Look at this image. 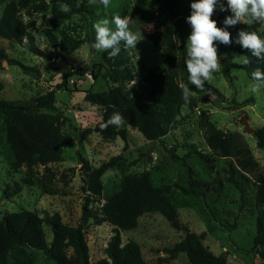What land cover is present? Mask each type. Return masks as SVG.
Masks as SVG:
<instances>
[{
    "label": "rangeland",
    "instance_id": "rangeland-1",
    "mask_svg": "<svg viewBox=\"0 0 264 264\" xmlns=\"http://www.w3.org/2000/svg\"><path fill=\"white\" fill-rule=\"evenodd\" d=\"M8 1L0 0V14ZM60 5L57 4L58 10ZM136 5L143 6L145 22L135 16L133 8ZM91 9L89 22L80 14L73 13L56 23L52 22L50 2L31 16L25 9L21 10L24 22L35 23V30H30V33L35 39L34 47L41 51L38 54L27 48L26 39L17 43L0 38V50L7 59L26 67L2 60L0 82L3 89L0 98L23 103L31 111L47 114L61 125L68 143L59 162L45 166H14L5 140L4 117L0 115V217L29 210L40 217L45 213L58 214L63 224L76 226L87 195L82 161L95 168L112 157H118L116 166L102 175V192L94 196V202L89 206L97 215L84 228L91 264L105 257L104 248L112 235L111 226L102 222L98 215L101 205L119 190L123 177H139L145 173L153 186L163 189L169 209L143 214L135 229L120 232V239L122 243L135 241L148 264H188L185 254L169 260L166 252L188 232L203 233V245L213 254L223 255L226 264H262L258 258L251 260L234 248H252L255 219L258 212L264 210L255 204V178L264 175V150L256 147L253 133L246 132L242 125L245 116L253 131L264 127V90L259 95L254 94L252 82L244 70L234 66L243 62V56L229 48L218 54L221 65L229 69L232 85L220 69L215 79L208 83L219 94H194L196 108L182 107L166 136L154 141L146 140L135 128L127 126L126 142L119 137L106 139L97 132H91L80 143V132L93 128L101 120L102 113L100 107L85 102L80 91L103 92L111 85L103 78V68L98 66L101 63L100 52L91 47L95 38L92 25L96 20L120 14L130 18L132 31L138 35L141 32L144 36L136 49L127 50L135 80L149 76L150 72L166 71L160 51L151 42V36H156L161 30L151 0H110L108 8L97 0ZM148 25L154 28L149 31ZM179 27L186 47L192 28L186 20H182ZM45 31L55 37V44L51 43ZM258 33L264 38V25L259 26ZM235 57L238 58L233 60ZM72 73L65 88L55 89L64 75ZM91 74L97 78L89 79L87 76ZM131 85L132 82L125 85L130 96L133 93ZM50 90L55 95V110L39 108L33 98ZM248 98H252L253 104L244 107L231 102L241 103ZM201 114L216 128L232 135L235 145L243 152L228 157L212 153L203 140ZM245 149L249 153H245ZM228 178L238 184L229 182ZM15 183L22 186L18 193H14ZM180 187L197 195L184 194ZM43 229L49 242L50 229L46 224ZM35 264L54 263L41 254H35Z\"/></svg>",
    "mask_w": 264,
    "mask_h": 264
},
{
    "label": "trees",
    "instance_id": "trees-1",
    "mask_svg": "<svg viewBox=\"0 0 264 264\" xmlns=\"http://www.w3.org/2000/svg\"><path fill=\"white\" fill-rule=\"evenodd\" d=\"M151 1L155 6L158 25L161 28L159 34L151 36V42L152 46L160 51L166 71L150 72L149 76L135 80L136 74L130 65L127 50L124 49L123 44L120 54L115 58H109L107 52H100L101 63L98 66L103 68V78L111 85L103 92L80 91L85 102L98 106L102 110L101 120L93 128L80 132L78 136L80 143L91 132H97L106 139L119 137L126 142L127 126L135 128L146 140L154 141L166 136L180 115L182 107L189 110L196 108L194 96L191 97L190 103L185 104L179 88L180 82L188 84L191 91L197 95L219 94L208 83L203 90H200L188 82L185 64L186 50L179 26L180 22L186 20L191 14L190 5L193 0ZM46 2L52 3L53 23L62 18H68L73 13L80 14L87 22L90 21L92 5L88 0L81 2L78 0H9L0 14V38L17 43L26 39L29 44L27 48L30 51L36 54L41 53L34 47L35 39L30 33V30H35L34 21L24 22L20 12L25 9L26 14L31 16L43 10ZM60 3L69 5L71 11L64 13L58 10L57 4ZM224 4L227 6V0H224ZM133 12L139 21H146L142 5H136ZM229 15H231L230 10L221 12L217 9L212 19L217 21L218 27L223 28V21ZM259 26L257 24L249 27L238 23L228 28L232 43L227 46L218 43L219 55L229 48L239 55L247 56L251 61L250 64L245 65L242 62L234 66L244 70L251 82V72L257 67L264 70V61L252 57L249 50L242 48L235 41L240 30L258 32ZM45 32L51 43L55 44V37L49 31ZM2 60L26 69L18 61L7 59L0 50V70ZM222 66L221 72L229 85H232L229 69ZM82 73L83 71L80 72ZM73 74L64 75L62 81L55 85V89L65 88L67 79ZM91 75L92 78H97L95 74ZM131 82L133 93L130 96L125 85ZM2 89L3 84L0 82V92ZM33 102L41 109L55 110V95L52 90L34 97ZM231 102L240 107L253 104L252 98L245 99L241 103ZM114 111L122 113L127 123L122 128L110 126L106 130H101L100 124L107 121ZM0 115L4 117L5 140L12 165L45 166L61 161L63 149L68 143L57 121L43 112L31 111L28 105L1 98ZM200 127L203 129L204 143L212 153L228 157L243 152V149L235 145L232 135L216 128L203 114L200 115ZM253 136L256 147L264 150V127L255 129ZM244 152L249 153L247 149ZM117 158L112 157L95 168L89 167L86 161L80 159L86 172L87 195L81 205V216L76 226L63 224L58 214L45 213L40 217L36 212L29 210H20L1 216L0 264H35V254L43 255L54 264H91L84 228L96 214L89 206L94 202V196H99L102 192V175L116 166ZM228 181L238 184L232 178H228ZM15 187L14 193H18L22 186L15 183ZM255 187V204L258 207H264V175H258L255 178ZM180 189L184 194L197 195L192 190L183 187ZM168 209L163 189L153 186L147 173L139 177H123L119 190L104 200L98 213L101 221L111 226L112 235L104 248L105 257L96 264H148L143 259L140 247L135 241L121 242L120 232L135 229L138 219L145 213L164 212ZM44 224L50 229L49 242L46 240ZM203 240V233H186L180 241L166 251L168 259L174 260L179 254H185L188 264H226L225 257L213 254L203 245ZM234 248L236 252L245 253L251 260L258 258L264 264V210L259 211L255 219L252 248L250 250Z\"/></svg>",
    "mask_w": 264,
    "mask_h": 264
},
{
    "label": "clouds",
    "instance_id": "clouds-1",
    "mask_svg": "<svg viewBox=\"0 0 264 264\" xmlns=\"http://www.w3.org/2000/svg\"><path fill=\"white\" fill-rule=\"evenodd\" d=\"M104 8H108L110 0H98ZM97 0H89V4H96ZM191 14L186 18L192 31L186 41V69L188 82L195 88L203 90L206 83H211L217 72L223 67L218 56V43L230 45L232 43L229 27L243 23L252 25H264V0H193L190 5ZM219 9L221 12L229 11L231 15L225 17L224 27H218L217 21L212 19L214 12ZM60 11L67 13L71 8L67 4L60 5ZM95 38L91 47L96 52H107L109 58L117 57L121 52V45L124 49H136L139 42L144 40L140 32L138 35L131 29L129 17L120 14L109 18H100L92 25ZM151 31L154 26L148 25ZM242 48L251 52V56L264 61V38L256 31L240 30L235 41ZM242 57V56H239ZM238 57H235V60ZM251 61L243 56V64L248 65ZM252 88L254 94L259 95L264 90V70L257 67L251 72ZM182 91V98L185 104L190 103L194 93L188 84L179 83ZM122 113L114 111L107 121L100 124L101 130L108 127L122 128L126 124Z\"/></svg>",
    "mask_w": 264,
    "mask_h": 264
},
{
    "label": "water",
    "instance_id": "water-1",
    "mask_svg": "<svg viewBox=\"0 0 264 264\" xmlns=\"http://www.w3.org/2000/svg\"><path fill=\"white\" fill-rule=\"evenodd\" d=\"M242 125L244 127V130L248 133H253V129L248 125L247 118L244 116L242 119Z\"/></svg>",
    "mask_w": 264,
    "mask_h": 264
},
{
    "label": "built area",
    "instance_id": "built-area-1",
    "mask_svg": "<svg viewBox=\"0 0 264 264\" xmlns=\"http://www.w3.org/2000/svg\"><path fill=\"white\" fill-rule=\"evenodd\" d=\"M87 77H88L89 79H91V78H92V75H88ZM92 79H93V78H92Z\"/></svg>",
    "mask_w": 264,
    "mask_h": 264
}]
</instances>
